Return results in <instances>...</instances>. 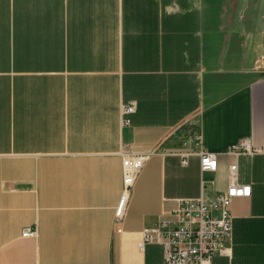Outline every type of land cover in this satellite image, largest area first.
Masks as SVG:
<instances>
[{"label":"crops","instance_id":"obj_1","mask_svg":"<svg viewBox=\"0 0 264 264\" xmlns=\"http://www.w3.org/2000/svg\"><path fill=\"white\" fill-rule=\"evenodd\" d=\"M199 147L215 172L182 164ZM233 164L251 195L214 264H264V0H0V264H163L145 229Z\"/></svg>","mask_w":264,"mask_h":264},{"label":"built area","instance_id":"obj_2","mask_svg":"<svg viewBox=\"0 0 264 264\" xmlns=\"http://www.w3.org/2000/svg\"><path fill=\"white\" fill-rule=\"evenodd\" d=\"M134 105H121L122 116L134 112ZM130 120L123 117V124ZM232 152L237 155H252L255 149L251 140H243L236 145ZM182 164H187L190 155L200 157L202 171L215 172L218 167L217 155L199 147L196 151L179 153ZM147 155H126L124 158V189L115 208V221L125 217L132 189L143 168ZM229 185L216 193L207 201L202 194L197 199H180L171 211L173 219L161 222L147 228L143 234L145 243L157 242L163 245V264H214V259L226 253L227 240L233 231L232 211L233 201L249 197L251 187L238 182V166L229 167ZM37 228H27L22 237H36Z\"/></svg>","mask_w":264,"mask_h":264}]
</instances>
